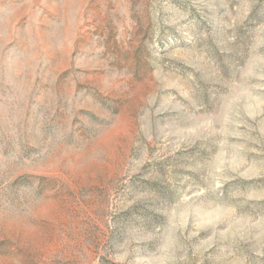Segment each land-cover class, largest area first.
<instances>
[{"label":"rangeland","instance_id":"obj_1","mask_svg":"<svg viewBox=\"0 0 264 264\" xmlns=\"http://www.w3.org/2000/svg\"><path fill=\"white\" fill-rule=\"evenodd\" d=\"M0 264H264V0H0Z\"/></svg>","mask_w":264,"mask_h":264}]
</instances>
